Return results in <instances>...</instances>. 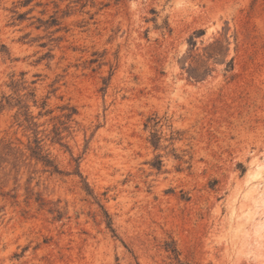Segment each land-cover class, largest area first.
Wrapping results in <instances>:
<instances>
[{
	"label": "rangeland",
	"instance_id": "rangeland-1",
	"mask_svg": "<svg viewBox=\"0 0 264 264\" xmlns=\"http://www.w3.org/2000/svg\"><path fill=\"white\" fill-rule=\"evenodd\" d=\"M0 264H264V0H0Z\"/></svg>",
	"mask_w": 264,
	"mask_h": 264
}]
</instances>
